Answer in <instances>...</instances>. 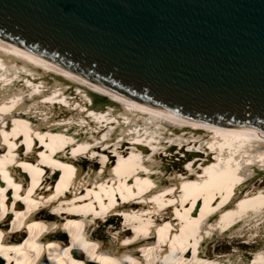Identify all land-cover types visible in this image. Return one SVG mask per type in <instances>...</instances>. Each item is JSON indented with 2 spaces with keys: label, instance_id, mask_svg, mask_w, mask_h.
Listing matches in <instances>:
<instances>
[{
  "label": "bare ground",
  "instance_id": "1",
  "mask_svg": "<svg viewBox=\"0 0 264 264\" xmlns=\"http://www.w3.org/2000/svg\"><path fill=\"white\" fill-rule=\"evenodd\" d=\"M107 79L0 30V257L264 264V124Z\"/></svg>",
  "mask_w": 264,
  "mask_h": 264
},
{
  "label": "water",
  "instance_id": "2",
  "mask_svg": "<svg viewBox=\"0 0 264 264\" xmlns=\"http://www.w3.org/2000/svg\"><path fill=\"white\" fill-rule=\"evenodd\" d=\"M0 30L173 108L264 124V0H0Z\"/></svg>",
  "mask_w": 264,
  "mask_h": 264
},
{
  "label": "rangeland",
  "instance_id": "3",
  "mask_svg": "<svg viewBox=\"0 0 264 264\" xmlns=\"http://www.w3.org/2000/svg\"><path fill=\"white\" fill-rule=\"evenodd\" d=\"M101 228V227H100ZM96 231L99 233L98 236H102L103 234H105V230L104 231H101V229H96ZM96 232V234H97ZM223 243V242H222Z\"/></svg>",
  "mask_w": 264,
  "mask_h": 264
}]
</instances>
